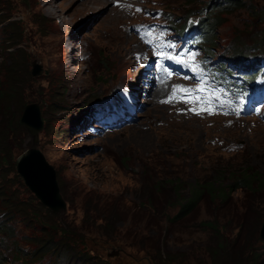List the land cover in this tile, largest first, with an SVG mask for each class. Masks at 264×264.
<instances>
[{
  "label": "rangeland",
  "instance_id": "1",
  "mask_svg": "<svg viewBox=\"0 0 264 264\" xmlns=\"http://www.w3.org/2000/svg\"><path fill=\"white\" fill-rule=\"evenodd\" d=\"M222 1L200 0L195 6L186 0H0V19L9 16L18 23L13 27L14 40L23 46L16 53L6 51V40L13 35L0 25V89L7 90L14 82L21 89L11 104L2 102L9 151L20 150L12 156L13 165L1 168L4 183L11 195L32 209L36 199L16 174L15 160L31 146L19 122L23 108L37 103L43 123L37 148L55 169L58 186L67 192L69 203L63 214L79 225L89 206L95 209L102 235L115 229L116 236L127 239L121 244L87 237L88 262L76 257L35 264H213L212 256L218 258L215 264H264V242L259 238L264 187L254 192L234 190L230 201L212 200L205 193L189 217L175 222L168 218L178 212L180 203L172 202L169 187L152 194L167 200L161 208L146 201L151 189L147 181L153 174L160 182H179L185 199L197 183L215 181L218 187L221 179L225 186L231 184L229 172L237 167H253L264 175V123L188 111L209 105L215 111L208 81L196 62L185 65L162 58L160 53L176 56L180 44H158L157 37L166 42L170 36H160L161 29L147 19L149 11L160 9L175 27L182 28L190 16L213 28L219 25L204 46L212 47L208 52L214 58L230 63L247 51L264 55V0H238L239 8ZM220 5L228 11L216 10ZM200 7L207 8L206 18L199 15ZM118 27L126 36L123 60L115 41ZM137 31H145V36L138 37ZM149 31L151 36L146 35ZM32 62L41 66L39 76L31 75ZM13 69L17 81L11 80ZM201 82L205 91L197 95L207 103L161 102L173 85L195 89ZM124 87L137 95L138 100L132 101L138 108L134 118L90 136L86 125H80L85 113L100 97L126 94ZM173 154L175 159L169 157ZM3 215L0 212V222H6ZM18 228L20 238L29 234L21 223ZM13 240L0 233V264H24L14 253ZM163 249L166 258L160 255Z\"/></svg>",
  "mask_w": 264,
  "mask_h": 264
},
{
  "label": "trees",
  "instance_id": "2",
  "mask_svg": "<svg viewBox=\"0 0 264 264\" xmlns=\"http://www.w3.org/2000/svg\"><path fill=\"white\" fill-rule=\"evenodd\" d=\"M190 5H199L200 0H186ZM222 4L232 5L233 7H240L238 0H223ZM221 4V5H222ZM218 6L216 8L221 11L227 12V6ZM207 8H199V15L205 16ZM190 16V14L186 15ZM207 16H205L206 18ZM200 18V17H199ZM264 19V17H263ZM200 24L205 26L206 30V39H209V36L213 35L214 31H217L219 25H216L214 28L204 24V20L200 18ZM6 23V24H5ZM18 24L17 22L11 21L9 16L2 17L0 19V25L2 29H9L13 37L6 40L5 50L10 53H16L22 49V42L17 39L13 31L14 25ZM183 27V26H182ZM22 35V34H21ZM264 38V35H262ZM17 41V42H16ZM212 50V47H209L207 51ZM238 61L248 62L249 58H253L255 61L259 62L260 59L264 62V55L261 54H248V51L242 55H236ZM234 61V60H233ZM10 67V66H9ZM16 69L11 70V80L17 81L14 78ZM7 77L10 78L9 73L7 72ZM10 82V84L12 83ZM19 83L14 82L10 87H7V90L2 91L0 89V212H2L6 218V222H0V233H4L13 240L14 253L19 255V260L24 264H35L37 262H42L43 260H48L49 263L52 261H63L68 262L69 260L75 259L76 257H82V260L89 261L91 256L88 254V243L87 237H96L111 242H125L124 237L116 236L117 231L113 229L106 235H102L100 229L95 224V209H91L88 206L87 209H84L85 217L79 225H76L72 220L61 214H54L43 205H41L37 200H34L32 209L27 208L26 205L20 203L17 197L11 195V191L8 186L4 183V177H2L1 168L3 166L13 165V155H17L20 150H16L14 154L10 153V142L8 141V132H5L4 127L6 126V114L2 111L3 103L6 105L11 104L14 99L20 96L21 89L18 88ZM1 86V85H0ZM3 102V103H2ZM6 108V107H5ZM8 108H6L7 110ZM5 110V111H6ZM243 152L241 153V155ZM171 159H175L176 156L170 155ZM169 163L172 164L170 160ZM233 167V166H231ZM58 177V175H57ZM230 182L225 186L223 183L224 180H219V186L215 187V181H210L206 183H197L191 188V194L189 198H181L180 195V183L167 179L162 182L157 179V174H153L151 182L147 181V186L150 185L151 189L149 195L146 198L147 203L160 207L164 204V198L155 199L152 195L153 192L164 190L169 187L173 192L172 202H176L179 207L178 212L172 217L168 218L170 222H175L182 220L196 209L200 204L203 194H207L212 200L219 199L220 201H230L228 198L234 190H246L254 192L257 189L264 187V175L260 172H257L255 168L246 166L243 169L235 168L233 171L229 172ZM220 178V174H218ZM217 179V178H216ZM59 184V183H58ZM60 194L66 203H69V198L67 197V192L63 186L59 185ZM79 190V187L76 188ZM36 205V208H35ZM151 210V206H149ZM21 225L29 231V234L22 236L20 238L21 229H17V224ZM80 226V227H79ZM211 226V225H210ZM128 230V229H127ZM16 232H18L16 234ZM119 237V238H118ZM125 239V240H124ZM23 242V243H22ZM21 245L28 246L30 249L23 250ZM91 251V250H90ZM160 255L163 258H166V251L163 249L160 252ZM213 258V259H212ZM210 257L212 263H217V259L214 256Z\"/></svg>",
  "mask_w": 264,
  "mask_h": 264
},
{
  "label": "water",
  "instance_id": "3",
  "mask_svg": "<svg viewBox=\"0 0 264 264\" xmlns=\"http://www.w3.org/2000/svg\"><path fill=\"white\" fill-rule=\"evenodd\" d=\"M31 66V75L39 76L41 66L36 62H32ZM19 122L31 138V146L17 156L16 174L41 205L54 214L64 213L66 202L60 194L56 171L37 148L38 134L43 127L39 105L37 103L25 105ZM259 238L264 242V221L260 228Z\"/></svg>",
  "mask_w": 264,
  "mask_h": 264
},
{
  "label": "snow or ice",
  "instance_id": "4",
  "mask_svg": "<svg viewBox=\"0 0 264 264\" xmlns=\"http://www.w3.org/2000/svg\"><path fill=\"white\" fill-rule=\"evenodd\" d=\"M136 11H140V9H136ZM151 34L152 33L150 31L146 33V35H149V36H151ZM157 39H159V37H157ZM167 47H174V46L167 45ZM160 54L162 58L173 59L175 62L185 64V65L195 60L194 53L189 54L186 60L182 59V56L184 54H177L176 56H171V57L167 56L164 53H160ZM204 91H205V87H204L203 82H201V84L198 85L197 88L195 89L186 88L182 85H173L170 95L167 97L166 100L161 101V102L171 103L173 101H176V102H183L186 104L202 105L207 102L204 100V97L202 95H197V93H203ZM188 111H193L196 114H200V111H207L208 114H212L213 109L209 105L208 107H200L199 109H197L196 107H191L188 109Z\"/></svg>",
  "mask_w": 264,
  "mask_h": 264
},
{
  "label": "bare ground",
  "instance_id": "5",
  "mask_svg": "<svg viewBox=\"0 0 264 264\" xmlns=\"http://www.w3.org/2000/svg\"><path fill=\"white\" fill-rule=\"evenodd\" d=\"M115 41L116 44L118 45V55H119V59L123 60V55H122V51L124 48V43L126 41V36L123 35V29L121 27H118V33L115 36Z\"/></svg>",
  "mask_w": 264,
  "mask_h": 264
}]
</instances>
